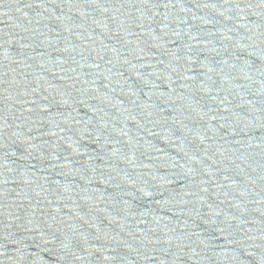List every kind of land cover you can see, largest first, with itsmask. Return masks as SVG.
Wrapping results in <instances>:
<instances>
[{"label":"water","instance_id":"obj_1","mask_svg":"<svg viewBox=\"0 0 264 264\" xmlns=\"http://www.w3.org/2000/svg\"><path fill=\"white\" fill-rule=\"evenodd\" d=\"M0 264H264V0H0Z\"/></svg>","mask_w":264,"mask_h":264}]
</instances>
